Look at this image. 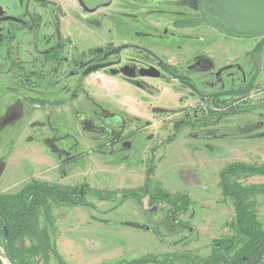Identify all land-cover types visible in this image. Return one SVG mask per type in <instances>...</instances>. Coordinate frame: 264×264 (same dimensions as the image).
<instances>
[{
	"label": "rangeland",
	"instance_id": "1",
	"mask_svg": "<svg viewBox=\"0 0 264 264\" xmlns=\"http://www.w3.org/2000/svg\"><path fill=\"white\" fill-rule=\"evenodd\" d=\"M67 3V0L58 2L57 28L63 37L68 31ZM42 14L46 15L44 11ZM181 37L187 56L204 42L218 46L220 39L204 28L182 30ZM262 66L258 87L246 99L235 100L218 118L200 119L201 114H196L186 119V125L178 132L169 125L178 120L177 116H171L172 98L177 95L172 96L169 90L160 87H152L148 96L135 88L97 85L96 78L101 77L98 73L80 87L74 98L80 102L73 105L51 103L53 108L41 110L20 99L18 104L23 107L17 114V118H22L20 121L0 118V127L4 126L3 118L6 123L0 134V194H13L32 178L100 191L135 188L142 185L144 170L152 164L154 181L172 194H188L193 202L191 210L178 217L185 227L177 225L174 230H167L163 225L164 211L146 214L151 209L147 198L141 201L140 209L132 200L118 205V200L88 195L85 199L92 208H65L55 223V248L60 259L65 264H129L146 256L162 260L169 254L191 253L204 258L213 239L228 235L224 224L233 216L230 203L221 197L218 172L236 162L264 165V59ZM8 78L5 72L0 73L1 92L6 94V90L15 87L24 98L35 97L30 87L23 89ZM60 85H64L60 92L42 94L43 98L59 101L72 94V82L59 84V88ZM120 89L123 96L118 93ZM181 96H185L181 106L195 101L183 88ZM161 103L170 114L158 116L155 111L151 116L148 111L159 108ZM14 106L12 98L0 94L2 112L7 111L15 118L13 110L18 108ZM103 111L128 119V126H142L145 120L149 126L124 140L129 145L115 143L101 151L99 143L78 132L76 114L92 116ZM34 113H40L39 120ZM4 141L7 143L1 146ZM96 148L101 149L93 152ZM81 154L88 155L66 163ZM243 184H264V177L250 178ZM257 204V217L264 230V196L257 198ZM159 207L164 210L165 206ZM0 264H12L1 246ZM31 264L57 263L53 257L45 259L39 254L31 258Z\"/></svg>",
	"mask_w": 264,
	"mask_h": 264
},
{
	"label": "flooded vegetation",
	"instance_id": "2",
	"mask_svg": "<svg viewBox=\"0 0 264 264\" xmlns=\"http://www.w3.org/2000/svg\"><path fill=\"white\" fill-rule=\"evenodd\" d=\"M60 1L0 0V73L5 72L10 77L9 82L23 89L28 86L35 92L34 98L26 99L15 87L6 90V94L0 91V94L12 98L18 108L13 110L15 118L0 109L3 113L0 118L9 117V122L20 121L22 118H17L23 110L18 102L20 99L41 110L43 107L53 108L57 103L73 105L80 102L74 99L80 87L90 76L98 73L101 77L96 78L97 85L135 88L145 91L148 96L152 87H160L169 90L172 96L177 95V98H172L174 111L171 116H177L178 120L169 125L178 132L181 126L186 125V119L196 114H201L200 119L218 118L223 109L227 112L235 100L246 99L258 87L263 69L264 44L258 71L252 58L264 35H231L204 24L193 28L177 26L182 20L201 19L200 0H67L65 18L68 31L64 37L57 28ZM43 11L46 13L44 16ZM197 28L207 29L218 36L219 45L212 47L204 42L187 56L181 46V31ZM251 81L252 88L244 95L213 97L229 91H242ZM67 82H72L73 86L70 96L59 101L43 98L42 94L60 92L64 85L59 88V84ZM188 84L193 85L198 94L192 92ZM181 88L195 99L193 104L181 106V101L185 102ZM118 93L123 96L121 89ZM153 109L148 111L151 116L155 111L158 116L170 114L162 103L159 108ZM35 117L39 120L40 113H36ZM83 117L94 123L96 139L81 132L79 121ZM5 118L0 132L5 130ZM76 122L77 130L84 138L102 146V149L96 148L93 152L120 142L122 146L129 145L124 140L138 135L141 129L149 126L147 120L142 126H128V119L106 111L92 116L78 112ZM5 143L7 141L1 146ZM87 155L72 156L66 163H73ZM150 167L154 169L152 164ZM146 176L147 167L142 185L135 188L143 186ZM177 222V225L185 227L178 218Z\"/></svg>",
	"mask_w": 264,
	"mask_h": 264
},
{
	"label": "trees",
	"instance_id": "3",
	"mask_svg": "<svg viewBox=\"0 0 264 264\" xmlns=\"http://www.w3.org/2000/svg\"><path fill=\"white\" fill-rule=\"evenodd\" d=\"M152 175L149 167L142 187L111 191L29 179L17 192L0 194V246L12 264H31V258L39 254L65 264L55 248V223L65 208H92L85 199L88 195L118 200V205L132 200L139 208L147 198L149 207H156L147 214L164 211L163 225L172 231L177 227L178 216L187 214L194 204L184 192L172 194L163 189ZM254 177H264V165L236 162L218 172L221 197L230 203L233 216L224 224L228 235L210 242L208 256L169 254L162 260L146 256L129 264H264V230L257 217V198L264 196V184H243ZM160 204H164V210Z\"/></svg>",
	"mask_w": 264,
	"mask_h": 264
},
{
	"label": "water",
	"instance_id": "4",
	"mask_svg": "<svg viewBox=\"0 0 264 264\" xmlns=\"http://www.w3.org/2000/svg\"><path fill=\"white\" fill-rule=\"evenodd\" d=\"M199 6L202 13L201 19L182 20L176 25L181 28H193L204 24L231 35H264V0H200ZM263 44L264 39L257 45L253 53L255 57L252 60H254L257 71L260 67L259 61ZM252 81L242 91H229L213 97L244 95L251 90ZM187 86L192 92L198 94L193 85L188 84ZM79 122L81 132L91 139H96L93 134L94 123L86 117L80 118Z\"/></svg>",
	"mask_w": 264,
	"mask_h": 264
}]
</instances>
